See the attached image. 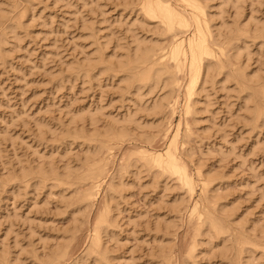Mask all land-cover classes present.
<instances>
[{"label":"rangeland","instance_id":"obj_1","mask_svg":"<svg viewBox=\"0 0 264 264\" xmlns=\"http://www.w3.org/2000/svg\"><path fill=\"white\" fill-rule=\"evenodd\" d=\"M141 1L0 0V11H4L1 20L6 29L0 43L1 264L44 263V258L62 244L66 251L64 248L56 264H163L161 262L167 257L170 264H264V121L258 120L257 127L250 124L247 110L243 109L248 92L244 83L238 87L234 77L229 76L224 81L223 76L228 72L238 76L237 70H242L246 77L254 72L264 77V0L197 1L203 3L210 30L217 35L215 39L220 40L221 46H218L222 49L217 50L224 51L225 48L227 54L217 51L221 66L224 65L222 68L217 65L219 59L211 58L216 67L203 83L204 89H199V82L196 94L192 95L194 112L187 117L182 111L187 84L182 72L176 73L179 84L165 87L160 83L157 87L142 86V90H136L124 86V73L117 68L115 71L109 67L112 70L109 71L99 63L101 65L88 71V76L79 67L87 58L95 61L98 54L113 64L125 52L131 51L136 41L145 46L152 43L155 52L159 53L156 57H161L172 42L187 39L191 34L172 35L165 31L158 19L144 15ZM184 1L167 2L179 11L180 6L185 8ZM20 12H24V18L18 19ZM16 20L21 21L18 24ZM236 32L239 36L234 38ZM226 43L229 48H223L222 44L226 46ZM237 48L239 59L234 57ZM167 93L170 96L163 106L152 110L154 100ZM79 111L84 119H74V123L70 120L71 115ZM90 112H96L95 118H90ZM126 117L131 121L126 122ZM107 125L125 127L119 139L111 140L109 145L106 141L109 149L103 146L96 155L103 159L106 172L100 178L99 190L94 191L87 182H75L73 186L71 181L64 185L65 181L64 184L58 179L59 182L55 181L49 175L45 181H39L36 176L22 178L19 175L24 167L41 165L46 168L50 163L61 176L65 169H77L84 155L89 151L91 154L99 144L97 141L102 140L96 137V142L90 141V134L102 132ZM178 128L177 153L192 177V191L182 190L175 178L160 175L155 168L149 171L139 161L129 165L130 158L134 159L140 152L164 151ZM186 132L189 135L183 145L182 135ZM145 136L149 143H145ZM184 147L187 153L183 154ZM118 166L124 171L122 186L115 188L114 203L110 205L113 210L110 211V225L101 232L102 246L106 249L101 255L88 253L85 256L94 222L109 201L112 192L109 186L116 183L111 174ZM206 175L211 177L206 179ZM201 180L210 183L206 199ZM87 186L94 192L89 193L90 189H87L89 195L84 196L88 198L78 200ZM214 191L216 195L220 192V196L214 195L211 200L210 194ZM208 196L216 203L214 206L208 202ZM199 204L207 205L215 214L223 205L234 208L229 210L232 215L229 213L224 219L226 224L229 223L232 236L221 237H228L224 243L230 247L233 234L244 230L258 244L250 251L254 257L249 254L247 249L251 248L248 247L242 252L241 260H233L234 246L230 250L232 253L227 251L221 256L219 247L223 242L220 236L201 234L202 237H196L198 222L192 209ZM161 244L167 248L161 253L164 258L158 251ZM191 246L195 247L193 251H190ZM188 252H191L190 256ZM168 261L165 260L166 264Z\"/></svg>","mask_w":264,"mask_h":264},{"label":"bare ground","instance_id":"obj_2","mask_svg":"<svg viewBox=\"0 0 264 264\" xmlns=\"http://www.w3.org/2000/svg\"><path fill=\"white\" fill-rule=\"evenodd\" d=\"M10 1V0H9ZM17 1V0H16ZM144 1V2H143ZM141 1L142 2V11H144V15H147V18L151 19V18H156L158 19V21L160 22L161 25H163V27H165V31H168L169 33H171L172 35H186V33H191L189 36H187V39H182L180 41H175L174 43L172 42V44L164 51V53H161L162 55H160L161 57H156L159 53H156L155 52V48L153 47V44L151 43L150 46H145V44L143 45V42L139 41L137 42L134 38V40L136 41H133L135 42L134 43V48H132V50L129 52H125V55L123 56H120L119 58H117V60L115 62H113L112 64V61L110 59H107L106 61L104 60V57L102 54H98V56L96 57V60L95 61H89V59L87 58L85 63L83 61V63L81 64V66H79L80 64H78L79 67L82 68L83 70V73L85 74H88V71L97 66L98 65H101L99 63H102L101 67L102 68H106L108 69L109 71L112 69L116 71V68L117 70L122 71L124 74H123V81H124V86L129 88L130 86L136 88L137 89H141L142 86H149V87H153V86H156L158 84L161 83L162 86H172L171 84L173 83H177L176 82V73L178 72H182V74L184 75V77L187 79L186 80V99H185V102H184V108H182V111L185 113L184 115L186 116L187 114L189 115H192L191 113H193V105H194V101L192 99V95L193 94H196L197 92V88L199 86V82L201 81V85L199 86V89H204V85L203 83L207 80L206 78H209L207 77L208 75H210L212 72V68H215L216 64L213 66V63L211 60V58H214L215 60H218L220 58V54L218 55L217 54V51L218 52H221L222 54H227L225 52V48L224 47H228L227 45L230 43L228 40V44L226 43V46L223 45V48H224V51L223 50H217V48H219L221 46V44H219V41L215 38H217V35L214 36V34L211 32L210 30V26L207 22V18H206V11L205 9L203 8L202 4H200L199 2H197L198 0H186L184 1L185 2V8H182L183 6H180V12L177 10V7L174 8L173 4H170L169 2H167L168 0H143ZM196 1V2H195ZM239 1V0H237ZM11 2H15V0H11ZM227 2V1H226ZM229 2V1H228ZM19 3V2H18ZM186 3H187V7H186ZM231 3V2H230ZM236 3V1H235ZM173 5V6H172ZM184 5V4H183ZM221 5V4H220ZM225 5V4H224ZM236 5V4H234ZM238 5V4H237ZM16 7V6H15ZM237 9H238V6H236ZM241 7V6H240ZM141 9V7H140ZM236 9V8H235ZM241 9V8H240ZM219 10V9H217ZM1 12L3 13L4 11H0V43H1V40L4 39V34H5V23L3 24L2 20H1ZM5 14V13H4ZM237 14V13H236ZM24 15V12H20V14H18L17 18L19 19L20 17L22 18ZM120 16V15H119ZM211 16V15H210ZM219 16V15H218ZM24 18V17H23ZM211 18V17H210ZM219 18V17H218ZM6 19V18H5ZM4 19V20H5ZM152 19V20H153ZM155 19V20H156ZM209 20V19H208ZM18 21V22H17ZM21 21V20H20ZM19 20H16V23L19 24L20 22ZM134 21V20H132ZM157 21V20H156ZM221 21V20H220ZM85 22V21H84ZM83 24H87V23H84ZM91 23V20L89 21ZM140 22V21H138ZM261 22V21H260ZM229 24V23H228ZM253 24V23H252ZM259 24V23H258ZM7 25V24H6ZM15 25V24H14ZM90 25V24H89ZM13 26V25H12ZM87 25H85L86 27ZM91 26V25H90ZM230 26V25H228ZM256 26V24H255ZM264 26V24H263ZM10 27V26H9ZM223 27V26H221ZM240 27V26H239ZM261 27H262V24H261ZM7 28V27H6ZM87 28V27H86ZM244 28V27H243ZM217 29V28H216ZM224 29V27H223ZM230 29V28H229ZM13 30V29H12ZM220 30V29H219ZM228 30V29H227ZM226 30V31H227ZM240 30V29H239ZM237 30V31H239ZM12 32V31H11ZM15 32V30H14ZM241 33L239 34H243L242 31H240ZM220 33V32H219ZM228 33V31H227ZM233 33V32H232ZM246 33V32H244ZM218 34V33H217ZM239 34L236 32V35L234 38H237L239 36ZM6 35V34H5ZM170 35V36H172ZM218 35H221V34H218ZM231 36H233L232 34H230ZM238 35V36H237ZM245 35V34H244ZM15 36V35H14ZM16 37V36H15ZM173 37V36H172ZM178 37V36H176ZM181 37V36H180ZM241 37V36H240ZM142 39V38H141ZM174 39V38H173ZM177 39V38H176ZM231 39V38H230ZM139 40V39H138ZM238 40V39H237ZM240 40V39H239ZM233 41V40H232ZM140 42L142 44H140ZM146 42V41H145ZM150 42V41H149ZM156 42V41H155ZM225 42V41H224ZM148 43V42H147ZM171 43V42H170ZM221 43L222 40H221ZM2 44V43H1ZM243 44V43H242ZM4 45V44H3ZM157 45V44H156ZM160 45V44H159ZM169 45V44H168ZM167 45V46H168ZM220 45V46H218ZM231 45V44H230ZM152 46V47H151ZM155 46V45H154ZM235 46V45H234ZM238 46V45H237ZM247 46V45H246ZM166 47V46H164ZM230 47V46H229ZM228 47V48H229ZM154 48V49H153ZM159 48V47H158ZM236 48V47H235ZM0 49H1V46H0ZM162 50V48H160ZM164 49V48H163ZM220 49H222V47H220ZM244 49V48H242ZM227 50V49H226ZM1 51V50H0ZM160 51V50H159ZM157 51V52H159ZM245 51V50H244ZM247 51V50H246ZM163 52V51H162ZM102 53V52H101ZM235 55L234 57L240 55V51L236 50V52H234ZM114 55V54H113ZM218 55V56H217ZM247 55V54H246ZM223 56V55H222ZM110 57V56H109ZM239 57V56H238ZM236 57V58H238ZM247 57V56H246ZM114 58V57H113ZM106 59V58H105ZM239 59V58H238ZM220 61V62H219ZM168 62H171V64L168 65ZM222 60H218V64L217 65H220L218 67H221L222 66L224 67V65L221 66V63ZM220 63V64H219ZM75 64V63H74ZM72 65V64H71ZM70 64H69V67H72ZM115 66V68L113 67ZM172 65V66H171ZM246 65V64H245ZM76 66V65H75ZM243 66V65H242ZM68 67V68H69ZM100 67V66H99ZM109 67L111 69H109ZM237 67V66H236ZM80 68V70H81ZM101 68V69H102ZM234 68V67H233ZM74 69V67H73ZM71 69V70H73ZM76 69L78 70L79 68L76 67ZM103 69V70H104ZM240 69V68H239ZM111 70V71H112ZM229 70V69H228ZM237 70V69H236ZM234 70V72L236 71ZM241 70V69H240ZM101 71V70H100ZM213 71H215L213 69ZM238 71V76H235L234 74L235 73H232V72H228L226 73L225 75V78H224V81H227V77L231 76V77H234V81H236V85L238 87H240L242 85V83H244L245 85V88L246 90L248 91L247 92V96L245 98V110H247L246 112V116L247 118L250 120V124L253 123L256 124L258 122V120H263L264 121V77H260L257 73H251V75L248 77H246V75L244 73H242V70ZM259 71V70H257ZM102 72V71H101ZM118 72V73H119ZM224 72V71H223ZM244 72V71H243ZM117 74V73H116ZM93 75V74H92ZM99 75V74H98ZM264 75V74H263ZM89 76V74H88ZM97 76V75H96ZM84 78V77H83ZM240 78V79H239ZM226 79V80H225ZM183 80V79H182ZM120 81V80H119ZM122 81V80H121ZM122 81V82H123ZM213 81V80H212ZM242 82V83H241ZM204 83V84H205ZM179 84V81L178 83ZM182 84V83H181ZM180 84V85H181ZM179 86V85H178ZM118 87V85H117ZM166 87V86H165ZM244 87V86H243ZM155 88V87H154ZM180 88V86H179ZM244 88V89H245ZM121 89V87H120ZM184 89V90H185ZM240 89V88H239ZM119 90V89H118ZM142 90V89H141ZM243 90V89H242ZM123 91V90H122ZM139 91V90H138ZM151 91V90H150ZM149 91V92H150ZM137 92V91H136ZM159 92V91H158ZM138 93V92H137ZM141 93V92H140ZM145 93V92H144ZM152 93V92H151ZM177 93V92H176ZM246 93V92H245ZM185 94V93H184ZM198 94V93H197ZM147 95V94H146ZM164 95V94H163ZM100 96V95H99ZM169 93H167L165 96L162 97V95L160 96V98H158L157 100H154V102L152 103V110L155 111V109H159L161 108L160 106H163V103L164 101H167V99H169ZM185 96V95H184ZM141 97V96H140ZM176 100V99H175ZM178 100V99H177ZM140 101V100H139ZM176 102V101H175ZM174 102V103H175ZM140 103V102H139ZM196 103V102H195ZM146 105V104H145ZM138 107V106H137ZM172 107V106H171ZM142 109V108H141ZM140 109V110H141ZM99 110V109H98ZM137 110V109H136ZM144 110V109H143ZM142 110V111H143ZM150 110V111H152ZM161 110V109H160ZM141 111V112H142ZM153 111V113H154ZM82 112V111H81ZM80 111L79 112H76L75 114H73V116L71 115V119L73 122L75 121L74 119H82L83 116H82V113ZM147 112V110H146ZM72 113V112H71ZM86 113V112H85ZM96 113V112H94ZM93 113V114H94ZM100 113V112H99ZM91 114L90 112V118H92L93 116H96V115H93ZM134 114V113H132ZM85 115V114H84ZM103 115V114H102ZM155 115V114H154ZM156 116V115H155ZM130 119H132V117L128 116ZM128 117L125 118V121L127 122ZM187 117V116H186ZM89 118V119H90ZM95 118V117H93ZM111 118V117H110ZM84 119V118H83ZM88 119V120H89ZM113 119V118H112ZM117 119V118H116ZM123 119V118H122ZM241 119V118H240ZM93 120V119H92ZM97 120V119H96ZM79 121V120H78ZM95 120H93L94 122ZM124 121V120H123ZM125 121L123 124H125ZM131 121V120H129ZM140 121V120H139ZM245 121V120H244ZM243 121V122H244ZM38 122V121H37ZM81 122V121H80ZM92 122V121H91ZM119 122V121H118ZM252 122V123H251ZM39 123V122H38ZM37 123V124H38ZM76 123V122H74ZM73 123V124H74ZM246 123V122H245ZM249 123V122H248ZM90 124V123H88ZM116 124V122H115ZM120 124V122H119ZM122 124V125H123ZM258 124V123H257ZM257 124H256V127H257ZM117 125V124H116ZM115 125V126H116ZM128 125V124H127ZM142 125V124H141ZM149 125V124H148ZM144 126V125H143ZM142 126V127H143ZM39 127V126H38ZM124 126H119L118 128L117 127H114L113 125H107L106 127L104 126L102 132H98V133H94V134H90V141H95L94 139L97 137L98 139H102V140H98L97 143L99 142V144L96 145L95 147V150H92V153L90 154L89 151L87 154L88 155H84V160H82L80 164V166H78V170L83 168L84 171H81L79 172L77 169H72L71 168H68V169H63L64 171H62V176L61 174H59L58 172L54 171L55 168H53L52 165L48 164V167L46 166L45 167H41L40 166H36L35 168H28V166L25 167L20 170L21 172L19 173V175L22 177V178H28V177H34L36 176L35 178L38 177L39 181L41 180H44L45 181V178L49 177V176H52L54 177L53 180L55 181H65L66 184H64L65 182H63L64 185H67L68 182H73V186L75 184V182H77L76 184L78 183H81V182H87L89 183V186L91 189H93L95 191V189L99 190L98 187H100V178L102 179V176L103 174L106 175V172H104V161H102L103 159L96 156L99 152V149H101V147L105 146L109 149L108 145L111 143L110 141L112 140L115 141V138L116 139H119L118 136L120 135V133H122L121 131H124L123 129ZM127 127V126H126ZM138 128V126H136ZM141 127V126H139ZM154 127V126H153ZM40 128V127H39ZM70 128V127H69ZM123 128V129H122ZM147 128V127H146ZM177 128V127H176ZM42 129V128H40ZM127 129V128H126ZM125 129V130H126ZM139 129V128H138ZM39 130V129H38ZM75 130V129H74ZM80 130V128H79ZM152 130V129H151ZM188 130V129H187ZM41 131V130H40ZM73 131V130H72ZM83 131V129H82ZM120 131V132H119ZM179 128L178 130L175 132V137H173L174 139L172 140L171 138V142L170 144L167 146V148L162 151V152H151L148 154V151H146V154H143L145 153L144 149L142 151H144L143 153L140 152V154H136L138 155L137 157H135L134 159L130 158V163L129 165L131 164H135L137 163L138 161L141 162V166H145L149 169H156V170H159L160 175L161 174H167V176H171L173 178H175L177 181L176 182H179L180 184V187H182V190H191L193 189L194 187V183H192V177L189 176V173L187 171V168H186V165L184 164V161L181 160L182 158L178 157V153H177V148H178V137H179ZM189 131V130H188ZM39 132V131H38ZM169 132V131H168ZM78 133V132H76ZM80 133V132H79ZM78 133V134H79ZM84 133V132H83ZM83 133L81 134L83 136ZM92 133V132H91ZM125 133V132H124ZM144 133V132H143ZM86 134V132H85ZM148 134V133H147ZM146 134V135H147ZM68 135V134H67ZM71 135V134H70ZM73 135V134H72ZM75 135V134H74ZM189 135V132H186L184 133L182 136L183 138V145H185V143L187 142V137ZM87 136V135H84V137ZM141 136V135H140ZM149 136V135H148ZM11 137V136H10ZM81 138V137H80ZM96 138V140H97ZM181 138V139H182ZM78 139V137H77ZM84 139H87L86 137ZM92 139V140H91ZM145 143H149L148 142V138L145 136ZM80 140V139H79ZM106 141H108V145L105 144ZM89 142V141H88ZM96 142V141H95ZM110 142V143H109ZM91 143V142H90ZM93 143V142H92ZM150 143H151V140H150ZM89 144V143H88ZM182 145V144H181ZM182 145V146H183ZM95 146V145H94ZM94 148V147H93ZM233 149V148H232ZM138 152H139V149H137ZM188 151V150H186ZM177 153V154H176ZM183 154L184 153H187L185 152V147L183 148ZM181 155V153L179 154ZM190 157V156H189ZM97 158V160H96ZM100 158V159H99ZM81 161V160H80ZM129 161V160H128ZM137 161V162H135ZM123 166V165H122ZM122 166H118L116 167L115 169H113V174L112 177H115L116 178V183H113V185L115 184L114 188L112 187L113 185L111 183L112 186H109L110 188H112V192L109 194H107V196L109 195V201H107V203L104 204L103 206V209H101V212L99 213L98 217H97V220H95V227L92 229L94 231H92L93 233H91L92 236L89 240V245L85 251V256L88 255V253H93V254H97V255H101L103 254L102 250L104 251V247L102 246V242H101V238H102V234L101 232L103 231L104 227H106L110 221V205L111 203L113 204L114 203V192H115V188L119 189L120 186H122V173L124 172L122 170ZM57 167V166H56ZM68 167V166H67ZM57 169V168H56ZM55 169V170H56ZM82 169V170H83ZM154 169V170H155ZM76 170V172H75ZM78 171V172H77ZM140 171V170H139ZM61 172V171H60ZM158 172V171H156ZM158 172V173H159ZM60 176H59V175ZM49 175V176H48ZM110 175V176H111ZM198 175H200L199 177H201V172L199 171L198 172ZM213 174H211L212 176ZM215 175V174H214ZM207 176L208 178L211 177L210 175H206V179H207ZM50 177V178H52ZM106 177V176H104ZM204 177V179H205ZM16 178V177H15ZM20 178V179H22ZM49 179V178H47ZM58 179V180H57ZM105 179V178H104ZM113 179V178H112ZM212 179V178H211ZM210 179V180H211ZM15 180V179H14ZM33 180V179H32ZM203 180V179H202ZM201 180V181H202ZM52 181V179H51ZM58 181V182H59ZM205 181V180H204ZM202 181V183H204V188H202V190L204 189V194L206 195L208 192V183L209 182H204ZM56 182V183H58ZM71 182L69 184H71ZM198 182V181H197ZM29 183V182H27ZM121 183V184H120ZM68 184V185H69ZM75 184V185H76ZM83 184V183H82ZM120 184V185H119ZM210 184V183H209ZM60 185V184H59ZM193 185V186H192ZM3 186V185H2ZM55 186V185H54ZM58 186V185H57ZM69 186H72V185H69ZM173 186V185H172ZM171 186V187H172ZM203 186V185H202ZM86 187V186H85ZM167 187V186H166ZM192 189H191V188ZM86 188V191H83L84 193H82L81 195V198L78 199V200H82V197H86L87 194L89 195V193H92L94 191L91 192V189ZM173 188V187H172ZM213 188V187H212ZM89 190V193L87 192ZM168 189V188H167ZM79 190V189H78ZM110 190V189H109ZM74 191V190H73ZM117 191V190H116ZM76 192V190H75ZM108 192V191H107ZM118 192V191H117ZM190 192V191H189ZM106 193V192H105ZM192 193V192H191ZM218 193V192H217ZM220 193V192H219ZM218 193V195H219ZM77 194V192L75 193ZM79 195V194H77ZM86 195V196H84ZM216 196V197H219L218 195H216V192H212L210 194L211 196V200L213 199V196ZM70 196V195H69ZM91 196V195H90ZM93 196V195H92ZM210 196H208V202L211 204L212 202V205L213 204H216V203H213V201H211L209 198ZM73 197V196H72ZM88 198V197H86ZM84 198V199H86ZM182 198V196L180 197V199ZM207 198V195L205 196V199ZM76 199V198H75ZM83 199V200H84ZM92 199V198H90ZM107 199V197H106ZM65 200V199H64ZM69 201V200H68ZM79 201V202H80ZM87 201V200H86ZM183 201V200H182ZM206 201V200H205ZM211 201V202H210ZM106 202V201H105ZM178 202V201H177ZM176 202V203H177ZM179 202H181L179 200ZM207 202V203H208ZM216 202V201H215ZM219 202V201H218ZM77 203V201H76ZM116 203V202H115ZM174 203V201H173ZM172 203V204H173ZM208 203V204H209ZM180 204V203H178ZM177 204V205H178ZM195 204H198V202H196ZM205 204V203H204ZM194 205L195 207L192 209V215H194V217H196L195 219L197 220L198 222V227L195 229V233L196 237L197 236H201V234H206L209 236H214V237H221V236H228L229 234L232 236V234L230 233V228L228 227L229 223L226 224L227 222L224 220L225 218H227L228 214L230 213L229 210H232L233 209L231 208V206H228L226 207L225 205H223L222 207H220V211H217L218 213L215 214V213H211L210 212V209H208L206 206L207 205ZM234 205V204H232ZM214 206V205H213ZM236 206V205H235ZM172 207V206H171ZM112 208V207H111ZM215 209V207H214ZM218 209V210H219ZM113 211V210H112ZM229 215H232L231 213ZM230 217V216H229ZM113 219V218H112ZM114 220V219H113ZM195 220V221H196ZM227 220V219H226ZM112 221V220H111ZM114 222V221H113ZM171 222V221H170ZM196 222V223H197ZM80 223V222H78ZM195 223V222H194ZM232 223V222H231ZM236 223V222H235ZM110 225V224H109ZM157 225V224H156ZM258 225V224H257ZM11 226V225H10ZM254 226V225H253ZM167 228V227H166ZM255 228V227H254ZM243 229V228H242ZM105 230V229H104ZM241 230V228H240ZM254 230V229H253ZM251 231V230H250ZM262 231V230H261ZM260 231V232H261ZM106 232V231H104ZM205 232V233H203ZM254 232V231H253ZM259 232V231H258ZM106 234V233H105ZM230 237V236H229ZM222 238V237H221ZM228 238V237H226ZM226 238H222V242L221 243L222 247L220 246L219 247V252L220 254H222L221 256L225 255V253L227 251H230L232 249V246H234V249H233V255L232 257H235V259L233 258V260H236V259H240L241 257V254L243 251H245L244 249L250 247L251 249H247L249 250V254H250V251L252 250V248H256L258 247V244H255V242L250 238V236L244 232V230H241L238 232H235V234H233V244H231V246L229 247L228 245H226L225 243V239ZM193 239H195L193 237ZM213 239V238H212ZM231 239V238H230ZM211 241V240H209ZM213 241V240H212ZM229 241V240H228ZM263 241V240H262ZM195 242V241H194ZM225 242V243H224ZM258 242V240L256 241ZM66 243V242H65ZM211 243V242H210ZM232 243V242H231ZM164 244V243H163ZM163 244H161L159 247V250L160 251V254L165 251V246H163ZM196 244V243H195ZM195 244H191V245H195ZM230 244V243H229ZM63 245L65 244H62L60 247L57 246V250L53 253H51L48 257L44 258V260H46L44 263H41L40 264H56L57 263V260H59V258L61 257L60 254L63 253L64 251V247ZM257 245V246H256ZM261 245V244H259ZM167 246V245H166ZM196 246V245H195ZM211 246V245H210ZM192 250L190 251H193L195 249L194 246H191ZM260 247V246H259ZM262 247V246H261ZM165 249V250H164ZM214 249V248H213ZM221 249V251H220ZM261 249V248H260ZM218 250V249H217ZM262 250V249H261ZM65 251H66V248H65ZM189 251V250H188ZM157 252V251H156ZM167 252V251H166ZM195 252V251H194ZM230 251V253H232ZM252 252V251H251ZM262 252V251H261ZM190 253L191 252H188L189 256H190ZM49 254V253H48ZM167 254V253H166ZM96 255V256H97ZM162 255V258L163 257V254ZM251 255V254H250ZM84 256V255H83ZM231 255H229L230 257ZM253 256V254L251 255ZM192 257V256H191ZM231 257V258H232ZM237 257V258H236ZM254 257V256H253ZM103 258H104V255H103ZM166 258V257H165ZM169 258V257H167ZM166 259H163V261L166 262L169 260ZM230 258V259H231ZM249 258V256H248ZM1 259V258H0ZM3 259V258H2ZM102 259V258H101ZM158 259V258H157ZM220 259H224V258H220ZM5 260V259H4ZM3 260V262H5ZM241 260V259H240ZM162 261V260H160ZM161 262L163 264H166V262ZM2 262V261H1ZM0 262V264H1ZM59 262V261H58ZM169 262V261H168ZM231 262V260H230ZM234 262V261H233ZM247 262V261H246ZM255 262V261H254ZM237 263V262H236ZM239 263V262H238ZM2 264H7L6 262L5 263H2ZM168 264V263H167ZM170 264V262H169ZM231 264V263H230ZM233 264V263H232Z\"/></svg>","mask_w":264,"mask_h":264}]
</instances>
